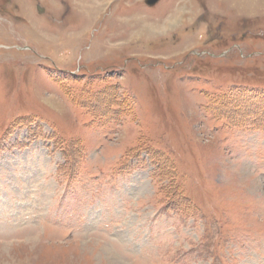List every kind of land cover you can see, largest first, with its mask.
<instances>
[{"label":"rangeland","instance_id":"obj_1","mask_svg":"<svg viewBox=\"0 0 264 264\" xmlns=\"http://www.w3.org/2000/svg\"><path fill=\"white\" fill-rule=\"evenodd\" d=\"M242 95L264 0H0V264H264Z\"/></svg>","mask_w":264,"mask_h":264},{"label":"trees","instance_id":"obj_2","mask_svg":"<svg viewBox=\"0 0 264 264\" xmlns=\"http://www.w3.org/2000/svg\"><path fill=\"white\" fill-rule=\"evenodd\" d=\"M253 94V92H249L248 95ZM257 94V93H254ZM242 99H244L245 101H247L248 105H245L244 109L245 111H250L253 110L255 113L252 115L250 113L246 114L244 113V115H246L245 117H238L237 119H235L234 124L236 126H246L248 123V120H252V124H250V126H255L257 129H261L264 131V106L262 104H264V96L260 95V97L255 101V99L253 97H247L246 95H242L241 97ZM255 102H259L257 105H254ZM241 109V108H240ZM241 112V111H240ZM233 119V117H232ZM175 201V200H174ZM176 204L177 201H175Z\"/></svg>","mask_w":264,"mask_h":264},{"label":"water","instance_id":"obj_3","mask_svg":"<svg viewBox=\"0 0 264 264\" xmlns=\"http://www.w3.org/2000/svg\"><path fill=\"white\" fill-rule=\"evenodd\" d=\"M158 1H159V0H146V3H147L148 5H154V4H156Z\"/></svg>","mask_w":264,"mask_h":264}]
</instances>
